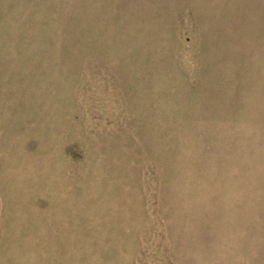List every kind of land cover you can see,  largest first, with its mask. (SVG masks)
I'll return each instance as SVG.
<instances>
[{
  "label": "rangeland",
  "instance_id": "374dc122",
  "mask_svg": "<svg viewBox=\"0 0 264 264\" xmlns=\"http://www.w3.org/2000/svg\"><path fill=\"white\" fill-rule=\"evenodd\" d=\"M0 34V264H264V0H0Z\"/></svg>",
  "mask_w": 264,
  "mask_h": 264
},
{
  "label": "trees",
  "instance_id": "16d2710c",
  "mask_svg": "<svg viewBox=\"0 0 264 264\" xmlns=\"http://www.w3.org/2000/svg\"><path fill=\"white\" fill-rule=\"evenodd\" d=\"M41 8H42V7H41ZM53 10H54V12H58L59 16L62 15V12H59L58 9H56V8H52V12H53ZM41 11H42V10H41ZM42 12H43V11H42ZM45 12H47V10H46ZM76 23H77V24H80V23H81V20H80V19L77 20ZM0 35H1V34H0ZM67 52H68V50L64 48V49H63V55H62V56H64ZM43 54H45V53H43Z\"/></svg>",
  "mask_w": 264,
  "mask_h": 264
}]
</instances>
